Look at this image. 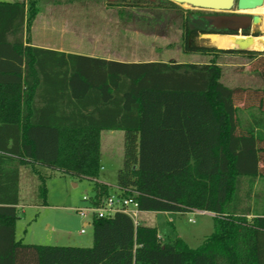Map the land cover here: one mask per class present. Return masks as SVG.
Masks as SVG:
<instances>
[{
	"label": "trees",
	"instance_id": "1",
	"mask_svg": "<svg viewBox=\"0 0 264 264\" xmlns=\"http://www.w3.org/2000/svg\"><path fill=\"white\" fill-rule=\"evenodd\" d=\"M35 4L0 1V264H264V189L253 191L264 173L255 139L238 132L237 91L221 83L215 62L263 53L199 45L213 33L201 29V11L185 19L181 50L212 57L203 65L59 53L30 44ZM254 70L264 80V61ZM102 131L125 133L115 187L97 182ZM20 165L39 180L38 207L44 168L88 181L96 204L118 189L134 192L141 212L211 213L213 231L192 249L116 213L93 218L89 248L23 244L15 239Z\"/></svg>",
	"mask_w": 264,
	"mask_h": 264
},
{
	"label": "rangeland",
	"instance_id": "2",
	"mask_svg": "<svg viewBox=\"0 0 264 264\" xmlns=\"http://www.w3.org/2000/svg\"><path fill=\"white\" fill-rule=\"evenodd\" d=\"M0 1L15 2L22 0ZM35 1L38 14L31 26L33 30L31 28L28 35L30 44H37L39 43L38 40L47 36L54 40L53 29L60 25L58 20L61 17L47 16L49 9H94L102 10L103 14L102 16L99 14L93 16L95 25L89 30L107 38L104 43L107 49L112 52L109 55L112 58L137 63L164 62L197 65L206 64L212 58L196 54L188 55L182 52L183 23L189 13L196 12L182 6H176V8L168 4L154 3L152 7L137 5L129 8L125 6L131 4L127 1L111 3L113 6L107 5L106 0ZM202 13L206 14L207 12ZM249 15L253 16L252 14ZM254 16H259L261 20L263 18L262 13ZM46 28H52V32L48 31V35L44 37L42 34L43 31H46ZM252 31L258 32V37L252 35L254 47L251 49L258 52L260 50L263 53L261 56L264 57V50L259 49L264 43V32L261 30L260 24L256 25ZM243 35L250 34H237L238 37L235 39H245ZM223 38L227 41L231 40L227 37ZM213 39V35L204 36L203 38L200 36L196 41L201 46L213 47L209 44ZM251 59L253 57L242 54L218 55L215 58L216 64L221 69V83L227 88L237 91L238 101H236V105L240 104L243 109L249 107L250 100L246 90L247 78L252 74V70L264 61L262 59L259 62L248 63ZM258 80L264 82L260 75H258ZM244 118L246 119V117ZM240 120H243V118L241 117ZM108 133L105 132L101 137L100 153L104 170L100 171L98 179L107 178L109 183H112L116 180L117 172L123 167L124 137L121 131H116L108 139L106 137ZM261 162L264 163V157L261 158ZM40 172L44 176H48L45 181L47 190V207L45 208L38 207L37 187L39 180L37 176L31 172L28 166H20L19 219L15 224L17 240L21 239L24 243L32 242L29 244L43 246L91 247L92 227L90 217L83 219L76 212L77 208L85 206L86 202L83 201V198L92 197L91 184L88 181L76 180L68 175L44 168ZM262 172L264 173V168ZM74 182L77 183L76 187L72 184ZM263 189L264 176L256 192ZM189 219L194 220V223H190ZM138 220L140 225L155 228L161 241L179 235L192 249L199 247L204 238L213 231V221L209 215L140 211ZM84 222H87L88 225L83 226ZM82 229L84 230L83 234L80 233Z\"/></svg>",
	"mask_w": 264,
	"mask_h": 264
},
{
	"label": "crops",
	"instance_id": "3",
	"mask_svg": "<svg viewBox=\"0 0 264 264\" xmlns=\"http://www.w3.org/2000/svg\"><path fill=\"white\" fill-rule=\"evenodd\" d=\"M47 12H48L46 14L47 16L54 15L57 17L58 16L61 17L58 20L60 25L56 26V28L53 29L54 40L48 38L47 36L46 38H41L40 40H38L39 43L31 44L33 47L47 49V50L64 53V54L81 55V56L92 57V58H100V59H104L107 61L129 63L128 61L118 60V59L110 57L109 55L112 52L110 51V49H107V46L104 43V41L107 38L102 37L99 34L90 32L92 30H89V29L93 28V26L95 25L93 16L98 15V14L102 16L103 14L102 10L73 9L72 8V9H66V10L65 9L64 10L49 9ZM31 28L33 30V27ZM51 30L52 28L51 29L46 28V31H43L42 35L45 37L46 35H48L47 32L48 31L50 32ZM215 37H224V36H214V38ZM262 59H264V57L261 56V54L256 55L253 57V59H251V61L249 60L248 63L259 62ZM258 75L259 73L256 70H252V74L249 75V77L247 78L246 90L248 94L247 96H250L249 107H247L244 110L240 104L236 105L238 108L241 109L240 118L241 117L243 118V120H239L237 128L240 134L248 133V135L253 136V138L255 139L256 148L258 150V154L260 157L259 168L263 170L264 163L261 162V158L264 157V82L258 80ZM251 92H252V95H251ZM244 117H246V119ZM105 132H109L108 135L106 136L109 139L115 134L114 132L116 131H102L100 133V149H101V137ZM122 133L124 137L125 133L124 132ZM100 149H99V156H100V163H101ZM20 166H18V170H19L18 185L20 184ZM103 170L104 169L101 164L100 171H103ZM103 179H107V178H102V180L98 179L97 182L105 184V185H109L111 187L116 186V180L115 182L109 183L108 179L107 180H103ZM72 184L74 187L77 186L76 182ZM258 187H259V184L255 183L253 191L255 192L256 190H258ZM18 198L19 200H18L17 207H19L20 194ZM45 207H39V208H45ZM190 214H193V213L191 212ZM208 215L212 217V215L210 214ZM247 218L250 219L251 216H248ZM87 225H88L87 222L83 223V226H87ZM82 230H80V232ZM175 236H178L182 239V237L179 235H175ZM158 237L160 238L159 235ZM168 238H172V237H168ZM15 239L17 240L16 231H15ZM17 241H20L23 244L32 243V242L24 243L21 241V239ZM31 245H35V244H31Z\"/></svg>",
	"mask_w": 264,
	"mask_h": 264
},
{
	"label": "water",
	"instance_id": "4",
	"mask_svg": "<svg viewBox=\"0 0 264 264\" xmlns=\"http://www.w3.org/2000/svg\"><path fill=\"white\" fill-rule=\"evenodd\" d=\"M108 3H116L121 0H106ZM150 4L156 3L157 0H141ZM160 1V0H159ZM176 6L187 5L193 11H201L207 13H222L223 15L205 16L204 20L208 22L212 29H218L223 27L229 30H234L237 34H244L252 25H259L261 18L257 16H251L244 13L245 11L254 10L263 5L264 0H165ZM235 14H227L230 12ZM213 32V31H211ZM237 34L224 35L220 33H209L205 35H220L228 37L235 44L234 50L237 51H251L250 44L254 39L252 35H243L245 39H235ZM242 36V37H243Z\"/></svg>",
	"mask_w": 264,
	"mask_h": 264
},
{
	"label": "built area",
	"instance_id": "5",
	"mask_svg": "<svg viewBox=\"0 0 264 264\" xmlns=\"http://www.w3.org/2000/svg\"><path fill=\"white\" fill-rule=\"evenodd\" d=\"M86 202L82 208H77V214L85 219L90 217V223L93 218L103 219L110 218L116 213H122L128 216L133 222L134 226L139 224L138 215L140 213L138 204L135 201V193L132 191H121L116 189L107 197L103 198L98 204H96L91 197L83 198ZM196 215H212L211 213L204 211H193ZM190 223H194V220L189 219ZM84 233V230L80 232Z\"/></svg>",
	"mask_w": 264,
	"mask_h": 264
},
{
	"label": "bare ground",
	"instance_id": "6",
	"mask_svg": "<svg viewBox=\"0 0 264 264\" xmlns=\"http://www.w3.org/2000/svg\"><path fill=\"white\" fill-rule=\"evenodd\" d=\"M182 7L190 9V7L187 5H183ZM244 13L252 14V15H260V13H262L263 18L260 22V26H261V30L264 32V2H263V5L261 7L256 8L254 10L245 11ZM257 17H259V16H257ZM239 39H242V38H239ZM211 42L209 44H211L213 47H217V48H224V47L234 48L235 47V44L232 42V40L227 41L223 37H215ZM253 47H254V40H252V43L250 44V48H253ZM259 49L264 50V43H263V46L259 47Z\"/></svg>",
	"mask_w": 264,
	"mask_h": 264
},
{
	"label": "flooded vegetation",
	"instance_id": "7",
	"mask_svg": "<svg viewBox=\"0 0 264 264\" xmlns=\"http://www.w3.org/2000/svg\"><path fill=\"white\" fill-rule=\"evenodd\" d=\"M123 1H126V0H121V1H119V2H123ZM157 2H159V0H157L156 1V3ZM227 14H235L233 11L232 12H230V13H227ZM214 16V15H223L222 13H219V14H216V13H206V14H202V15H200V17H199V15H198V17L200 18V27H201V29H205L206 31H213V32H216V33H220V34H224V35H234V34H237V32L236 31H234V30H229V29H226V28H223L222 26L221 27H219L218 29H212L210 26H209V24H208V22L207 21H205L204 20V17L205 16ZM256 25H252L251 27H250V29H248L247 30V33L248 34H250V35H256L258 32H255V31H252V29L255 27ZM200 36H203V35H200ZM209 36V35H208ZM254 37H258V36H254Z\"/></svg>",
	"mask_w": 264,
	"mask_h": 264
}]
</instances>
